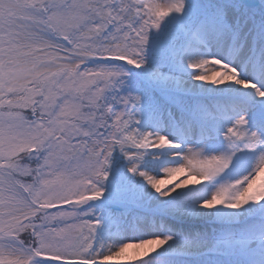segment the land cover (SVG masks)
Instances as JSON below:
<instances>
[{
    "label": "snow or ice",
    "instance_id": "snow-or-ice-1",
    "mask_svg": "<svg viewBox=\"0 0 264 264\" xmlns=\"http://www.w3.org/2000/svg\"><path fill=\"white\" fill-rule=\"evenodd\" d=\"M261 176L264 11L0 0V264H264Z\"/></svg>",
    "mask_w": 264,
    "mask_h": 264
},
{
    "label": "rangeland",
    "instance_id": "rangeland-1",
    "mask_svg": "<svg viewBox=\"0 0 264 264\" xmlns=\"http://www.w3.org/2000/svg\"><path fill=\"white\" fill-rule=\"evenodd\" d=\"M244 3V0H243ZM250 14L255 15L256 12L254 11H250ZM134 72H139L140 70H133ZM242 74H246L245 71H242ZM249 76V75H247ZM258 76V75H257ZM255 76L253 77L256 80H259L258 77ZM250 77V76H249ZM189 195H191L189 193ZM204 195H206V193L203 190V187H201V191L199 193V196L202 198ZM102 202H93V207L96 208V214L97 216H106L108 214H111V220L112 222L109 223L108 219H105V224L101 229V236L105 235L107 237V235L111 232H113L114 230L116 231L117 228V223L120 224L121 228L123 230H121V234H127L128 231L131 230V232H133L136 236L140 235L141 233L137 232L136 230V223H137V212L138 210L136 208L132 209V211L129 213L126 217H121L119 215L115 214L114 209L112 208H108V207H103L101 206ZM113 229V231H111ZM128 236V235H127ZM159 255V254H154L153 257H150L147 264H155V257ZM111 264H119V263H111Z\"/></svg>",
    "mask_w": 264,
    "mask_h": 264
},
{
    "label": "bare ground",
    "instance_id": "bare-ground-1",
    "mask_svg": "<svg viewBox=\"0 0 264 264\" xmlns=\"http://www.w3.org/2000/svg\"><path fill=\"white\" fill-rule=\"evenodd\" d=\"M244 4L247 5V10H248L249 13H250V11L256 12L255 16L257 18H259L260 15H261V12L264 11V8H262V5H264V0H244ZM243 70L246 73L245 75H249L250 78H253V77L258 75L255 71H251V70H249L247 68V66H243L242 65V71ZM257 77H258V79H260L259 75ZM208 87L211 88L212 86H208ZM222 88H223V90L225 92L231 91L232 93H235V87L234 86L231 89H230V87L228 85L222 86ZM251 92H252V90H248V94L249 95H251ZM160 178L167 180V178L163 177V176L160 177ZM183 178H184V174H181L180 176L175 177L173 182L178 181V180L183 179ZM261 182H264V176H261L260 180L257 181L258 184L261 183ZM165 186H167V184ZM183 191L187 192L188 190H183ZM174 195H177V194H174ZM126 207H127V210H128L129 213L132 211V209L135 208L134 206H132L130 204L127 205ZM121 230H123V229L121 228L120 224L117 223L116 231L115 230L113 231V229H112L111 231H113V232L109 233L107 235V238L111 242L115 243V242H119L121 239H126V238L131 237V236H136L133 232H131V230L128 231L127 234H121ZM102 236L106 237L105 235H102ZM167 247L168 246H165V248H167ZM163 252H164V249L161 250V253H163ZM111 263H119V262L118 261H113Z\"/></svg>",
    "mask_w": 264,
    "mask_h": 264
}]
</instances>
